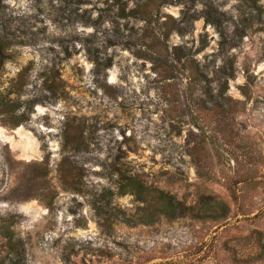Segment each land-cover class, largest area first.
Listing matches in <instances>:
<instances>
[{"label":"rangeland","instance_id":"obj_1","mask_svg":"<svg viewBox=\"0 0 264 264\" xmlns=\"http://www.w3.org/2000/svg\"><path fill=\"white\" fill-rule=\"evenodd\" d=\"M0 95V264H264V0H0Z\"/></svg>","mask_w":264,"mask_h":264},{"label":"trees","instance_id":"obj_2","mask_svg":"<svg viewBox=\"0 0 264 264\" xmlns=\"http://www.w3.org/2000/svg\"><path fill=\"white\" fill-rule=\"evenodd\" d=\"M19 106L20 103L18 101H12L0 95V112L10 111ZM26 120H28L27 114L22 113L20 115V122ZM124 179L126 182L121 184V192L123 194L131 193L135 195L138 201L144 203L141 207L144 216L139 220L150 222L155 220L158 215L177 217L186 213L188 208L177 200L175 196L167 194L164 190L157 187L147 186L138 176H126ZM13 264L25 263H20V260L16 259L13 261Z\"/></svg>","mask_w":264,"mask_h":264},{"label":"water","instance_id":"obj_3","mask_svg":"<svg viewBox=\"0 0 264 264\" xmlns=\"http://www.w3.org/2000/svg\"><path fill=\"white\" fill-rule=\"evenodd\" d=\"M22 127L21 126H18V128H16V130H14V133L16 134L17 130H21Z\"/></svg>","mask_w":264,"mask_h":264}]
</instances>
